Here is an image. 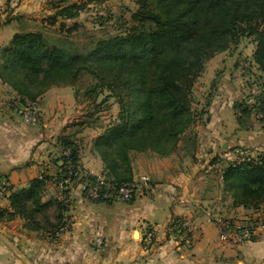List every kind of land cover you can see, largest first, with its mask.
<instances>
[{
	"label": "crops",
	"instance_id": "1",
	"mask_svg": "<svg viewBox=\"0 0 264 264\" xmlns=\"http://www.w3.org/2000/svg\"><path fill=\"white\" fill-rule=\"evenodd\" d=\"M51 1L0 0V49L15 33L26 31L22 22L31 21L35 12L38 18L48 7L46 11L52 16L56 8ZM225 53L207 62L195 84L204 77L208 64L216 75L219 63L224 62L223 72L205 90L209 100L202 118L197 117L183 134L177 150L164 157L151 151L131 155L133 180L149 176L157 187L154 193L141 194L130 202H101L88 199L84 182L77 183L71 188L70 206L64 212L70 229L58 236L48 237L45 230L27 228L28 220L19 214L0 219V264H8L13 254L21 264H264V230L253 241L233 247L221 240L214 221L218 216L244 218L252 213L251 208L234 206L230 193L223 196V174L231 163L247 156L264 159V119L252 113L239 121L235 104L245 97L244 77L231 69L233 58L224 61L228 58ZM257 72L264 77V72ZM72 91L70 86L49 88L39 97V123L30 124L7 104L15 94L0 79V176L9 180L12 193L28 188L35 178L47 176L42 202L62 201L63 191L56 182L63 165L62 135H70L80 144L79 163L86 172L106 173L94 149L101 133H93L89 150L80 137H87L92 128L84 123L83 130L76 133L73 118L77 106L75 99L70 100ZM0 207L13 211L10 196L0 199ZM183 221L189 223V242L173 228L174 223ZM147 227L155 231L149 249L142 240ZM10 234H15L18 245L8 241ZM98 237L103 238V244L96 243Z\"/></svg>",
	"mask_w": 264,
	"mask_h": 264
},
{
	"label": "trees",
	"instance_id": "2",
	"mask_svg": "<svg viewBox=\"0 0 264 264\" xmlns=\"http://www.w3.org/2000/svg\"><path fill=\"white\" fill-rule=\"evenodd\" d=\"M62 1L54 2L56 11L50 19L51 25L64 20V29L65 21L76 19L87 4ZM137 2L130 26L99 40L87 54L50 45L41 31L17 32L0 49V79L22 102L35 101L51 84L79 78L83 72L92 74L98 80L96 86L107 88L108 95H118V121L108 125L94 141V149L105 164L102 176L113 188L134 181L132 152L169 156L177 150L183 134L202 118L203 113L196 115L192 107L193 89L206 63L216 54L237 45L241 38H251L256 44L254 63L264 72V0ZM77 29L75 23L68 32ZM34 81L41 88L36 93L28 90ZM235 107L239 121L252 113L264 119V98L253 107H246L242 100ZM59 140L63 165L56 182L71 177V188L80 182L85 187L95 184L99 175L86 172L79 163L80 144L70 135H62ZM68 149L70 153L64 154ZM46 180L47 176L35 178L28 188L13 192V211L0 207V219L19 214L28 220L27 228L58 236L69 219L64 212L70 202L64 198L42 202ZM223 182L234 206L264 205V159L231 163L224 171ZM71 188L64 189L63 195L68 197ZM52 206L59 210L54 222L46 212ZM56 225L54 233L49 231Z\"/></svg>",
	"mask_w": 264,
	"mask_h": 264
},
{
	"label": "rangeland",
	"instance_id": "3",
	"mask_svg": "<svg viewBox=\"0 0 264 264\" xmlns=\"http://www.w3.org/2000/svg\"><path fill=\"white\" fill-rule=\"evenodd\" d=\"M67 1H69V3L78 4L86 3L87 6L81 11L80 15L76 19L66 20L64 29L61 28V23L51 25V19L49 17L51 13H48L46 11H49L48 7L47 9L43 8L39 12L38 18L34 17L38 13L37 11L34 13L35 15L33 16L31 21L23 20L22 23L25 24L24 29L26 31H41L45 35L46 40L50 45L57 44L65 48H72L73 50H77L79 51V53L87 54L92 48H94L95 43L99 40L119 34L124 30V28H128L131 24L130 19L132 13L138 9L137 0ZM54 2L62 3L63 1L55 0ZM54 2L51 1L49 4L54 5ZM75 23L79 25V29L73 32H68V28L73 26ZM255 47V43L251 38H241L237 45H232L230 49L225 53V57L228 58L224 61L231 62V58H233V61L230 64L232 67L231 69H236V72L238 70L237 73L240 75V77H244L243 84L246 89L245 96H247L250 90L255 86L264 89V77L259 75V73L257 72L258 69L253 65L254 61L252 59V55ZM219 64L220 67H218L217 69V77H219L220 73L223 72V68L225 67L224 62H220ZM211 65L212 64H208L206 70L207 72L200 80V82L196 85V87L194 86L193 89L192 107L194 108V112L196 115L205 112L204 108H206L209 100V96L206 95L207 91L205 90H207V88H210L212 82L216 77L213 70H211ZM253 68L255 70H253ZM210 70L211 72H209ZM97 83L98 80H96L92 74L83 72L81 73V76L79 78L67 81L62 80L59 85L51 84V86L48 87L51 88L53 86H70L73 88L74 92L72 91L70 93V96L72 98L70 100L75 99L74 102H76L75 105L77 106V112L74 113L75 116L73 118V124L75 126V130H77L76 133H79L81 130H83V128L81 127H83L84 123L92 128L89 129L87 137H80L82 140L81 144L83 145V147L86 146L87 150H89V147L91 146V137L93 133H102L108 125L118 121L117 117L121 109V103L119 102L118 95H108L111 94L110 91L107 90V88H100L99 86H96ZM28 90L36 93L40 91L41 88L37 84V81H34L33 83H30ZM121 94L122 93L119 91V96H121ZM39 97L40 96L34 99L35 101L31 99H27V101L36 102L39 108ZM15 98V96L13 99L9 97L7 104L10 105L12 109L16 110L19 103ZM86 138L90 139L88 140V142L84 141V144L83 139L85 140ZM135 152L137 151L132 152V154H139ZM229 193L231 194V192L227 193L225 185H223V196H228L230 195ZM46 212L51 221H56L58 216L57 214L59 212L58 208L52 206L49 207ZM57 227L58 225H56L49 231L54 233ZM0 233H2V230H0ZM51 235L53 234H49L48 237H50ZM8 241L14 245H18L17 239H15V234H10ZM19 246L21 247V244H19ZM32 257H35V255H32ZM16 263L21 264L22 260L19 259V257L15 254L9 256L8 264Z\"/></svg>",
	"mask_w": 264,
	"mask_h": 264
},
{
	"label": "built area",
	"instance_id": "4",
	"mask_svg": "<svg viewBox=\"0 0 264 264\" xmlns=\"http://www.w3.org/2000/svg\"><path fill=\"white\" fill-rule=\"evenodd\" d=\"M264 98V89L254 87L245 96L242 101L246 107H253ZM16 99V98H15ZM19 103L17 112L21 116L22 120L26 123L37 124L39 123L40 112L36 102H22L20 99H16ZM260 117V116H259ZM70 150H66L64 154H69ZM256 158L255 156H247L243 158ZM75 176L78 172L74 173ZM71 177L59 180L57 183L62 191L66 188H71L72 184ZM157 190L156 185L152 179L144 175L140 181H133L124 183L118 187L113 188L108 182L105 176L99 175L95 184H91L85 187V196L88 199L99 201H114L123 200L130 202L136 199L141 194L154 193ZM12 194V186L9 180L5 176H0V199L7 198ZM65 202H70V197L63 195ZM252 213L244 218H224L218 216L214 218L215 223L220 232V238L225 243L237 247L245 242L253 241L261 230H264V205L258 208H251ZM71 223L69 219L65 220V224L57 232L60 235L70 229ZM177 236L185 235V241H190L187 230L189 229V223L187 221L178 222L173 225ZM143 244L146 249L153 246L155 241V231L152 227H147L143 234ZM98 245L103 244V238L98 237L96 240Z\"/></svg>",
	"mask_w": 264,
	"mask_h": 264
},
{
	"label": "water",
	"instance_id": "5",
	"mask_svg": "<svg viewBox=\"0 0 264 264\" xmlns=\"http://www.w3.org/2000/svg\"><path fill=\"white\" fill-rule=\"evenodd\" d=\"M138 233H136V235H137Z\"/></svg>",
	"mask_w": 264,
	"mask_h": 264
}]
</instances>
